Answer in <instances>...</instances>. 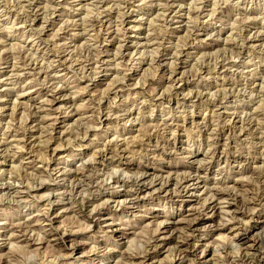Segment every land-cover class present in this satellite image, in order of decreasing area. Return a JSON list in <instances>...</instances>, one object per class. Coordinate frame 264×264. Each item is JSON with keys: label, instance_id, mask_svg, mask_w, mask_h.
Wrapping results in <instances>:
<instances>
[{"label": "rangeland", "instance_id": "rangeland-1", "mask_svg": "<svg viewBox=\"0 0 264 264\" xmlns=\"http://www.w3.org/2000/svg\"><path fill=\"white\" fill-rule=\"evenodd\" d=\"M0 142V264H143L157 236L242 264L235 197L264 216V0H0Z\"/></svg>", "mask_w": 264, "mask_h": 264}, {"label": "bare ground", "instance_id": "bare-ground-1", "mask_svg": "<svg viewBox=\"0 0 264 264\" xmlns=\"http://www.w3.org/2000/svg\"><path fill=\"white\" fill-rule=\"evenodd\" d=\"M57 96L58 95H56L55 96V98H54V100L55 99H58L57 98ZM3 144L0 142V147L2 146ZM189 182V181H188ZM188 182H186L185 184H183L182 186H181V189H182V187L183 186H185V188H186V186H187V184H188ZM144 187V186H143ZM262 187V186H261ZM183 191H185L184 190V188H183ZM263 191H264V189H263ZM262 193V192H261ZM238 194V193H237ZM255 195H257V194H255ZM258 196V195H257ZM214 197V196H213ZM260 197V196H259ZM257 198V197H256ZM243 200V199H242ZM242 200L240 201L239 199H238V197H235V201H237V204H235L234 205V207L232 208V212H233V215L235 216V218L238 220V221H242L243 219L242 218H245V219H247L248 217H249V219L251 220V218H258L257 217V215H255V214H249V213H252V212H249V213H247L246 211L245 212H243L241 209H240V202L242 203ZM260 202H261V204H260V206L262 205V204H264V194L262 193V195H261V197H260ZM239 201V202H238ZM244 201V200H243ZM257 201V200H256ZM244 203V202H243ZM251 203V202H250ZM243 207H244V205H243ZM210 207L209 206H204L203 208L201 207L200 208V210L198 209V212H196V210H194V214H195V216L197 217V216H199L200 215V213H201V211H205V210H203V209H209ZM248 208V207H247ZM250 211V210H249ZM202 214V213H201ZM201 216V215H200ZM199 216V217H200ZM233 216V217H234ZM199 217H197V218H195V219H192V220H190V221H188V222H186L187 223V227L189 226V229L190 230H196V228H197V226H199V224L201 223V220H200V218ZM238 217H240L241 218V220L240 219H238ZM264 218V216L263 217H259L258 218V220H261L262 221V219ZM248 219V220H249ZM248 220H245L246 222L245 223H243V222H237L238 224L236 225V226H233L234 228H236L237 229V231H238V233L233 237V241H229V242H231V246H229V244L227 243V245H222V243L223 242H225L226 240H227V238L225 237V236H218V238H217V241H220L221 243V245L219 244L218 246H216V248H214V251H213V253H214V255L215 254H217V250L218 249H220V250H218V251H221V248L223 247V250L224 249H229L230 247L231 248H233V250H234V247H235V250L236 251H238L239 253L238 254H240L239 255V257H240V259H241V261L240 262H242V264H252L253 263V261L255 260V257H256V255L258 254V253H260L261 251H262V249H263V245H264V237H258V238H256L255 240H254V242H253V244H251V245H247L246 246V244H244V241H245V236H247L252 230V226H250L249 225V221ZM248 223V224H247ZM258 223V222H257ZM20 224V223H19ZM171 224H175L176 225V222L175 221H173ZM18 225V224H17ZM22 224H20L19 226H13V228H17V229H22V230H25L26 229V227L28 226H25V225H22ZM249 225V226H248ZM171 226H170V224L169 225H166L165 227H163V228H159L160 230H159V235L160 234H163V233H167V232H169L170 230H171ZM185 228V227H184ZM27 229H28V227H27ZM222 229V228H221ZM21 230V231H22ZM26 235V234H25ZM60 235H58L57 233H55L54 234V237H59ZM157 236V235H156ZM175 238L176 237H171L169 240H162V241H160V239H158V236H157V238L155 237V239H156V243L158 242V240H159V242H161V244H160V246H158V245H156V244H151V245H149L148 246V248L146 249V251L143 253V254H141V256H139V257H135V258H133V259H131V257H130V260H132L133 262H135L136 260H139V261H141V263H143V264H186L187 263V261L189 260V258H190V256H192V255H198V253L200 252L201 254H206L208 251L210 252V249H207V250H204V249H201L202 248V245L201 244H199V243H195L194 245L192 244V242H191V240L190 239H184L183 241H176L175 242ZM26 239V238H25ZM28 239V238H27ZM60 239H62L61 237H60ZM29 240V239H28ZM33 240V239H32ZM32 240H30L29 242H32ZM37 241V240H36ZM228 241V240H227ZM173 243V244H175V246H174V248H173V250H171V249H169V256H167V258H166V260H161V259H158V254L161 252H159L158 251V249L162 246V248H164V247H166V246H168L170 243ZM33 243V242H32ZM226 244V243H225ZM206 246V245H205ZM226 246H228V247H226ZM157 247H159V248H157ZM171 247H169V248H171ZM203 247H204V245H203ZM208 247H209V245H208ZM208 247H206V248H208ZM161 248V249H162ZM167 248V247H166ZM156 249H157V251H156ZM222 250V251H223ZM163 251V250H162ZM232 252V251H231ZM224 253V252H223ZM218 254L220 255V252H218ZM229 254V253H228ZM238 254H236V255H238ZM231 255V254H230ZM264 255V254H263ZM262 255V256H263ZM223 255H221V257H222ZM226 256V255H225ZM166 257V256H165ZM218 257V256H217ZM220 257V256H219ZM227 257H230L229 255H227ZM222 258H226V257H222ZM235 258V257H234ZM221 259V258H220ZM230 259V258H229ZM233 259V258H232ZM232 259L230 260L231 262H232ZM127 260H129V259H127ZM236 260V259H235ZM238 260V259H237ZM131 261V262H132ZM227 261V260H226ZM128 262V261H127ZM239 262V263H240ZM256 263H257V261H255ZM232 263H234V262H232Z\"/></svg>", "mask_w": 264, "mask_h": 264}]
</instances>
